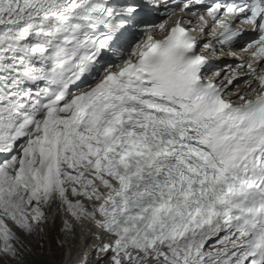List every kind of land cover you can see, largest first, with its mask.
I'll return each mask as SVG.
<instances>
[{
	"label": "snow or ice",
	"instance_id": "obj_1",
	"mask_svg": "<svg viewBox=\"0 0 264 264\" xmlns=\"http://www.w3.org/2000/svg\"><path fill=\"white\" fill-rule=\"evenodd\" d=\"M0 154V264L65 213L97 264H264V0H0Z\"/></svg>",
	"mask_w": 264,
	"mask_h": 264
},
{
	"label": "rangeland",
	"instance_id": "obj_2",
	"mask_svg": "<svg viewBox=\"0 0 264 264\" xmlns=\"http://www.w3.org/2000/svg\"><path fill=\"white\" fill-rule=\"evenodd\" d=\"M66 216V213L63 217L58 215L55 218L54 222H49L45 226L43 239L37 238L30 245L33 249L34 255L28 257L29 259H33L35 255H40L39 261L36 264H67V258H70V251H68V248L67 250H63V248H65L64 243H66V239L69 236L67 237L66 234H64V231H61V229L63 228V219L66 218ZM80 229V227H77L76 233H78L74 236L73 239L76 238L79 239V241L82 240L81 238H79ZM69 243L70 242H68L67 244ZM71 245L73 246V244ZM78 246H80V243ZM78 246L76 245L75 248L79 249ZM74 256L77 257L76 254ZM75 257H73L74 260L76 259Z\"/></svg>",
	"mask_w": 264,
	"mask_h": 264
},
{
	"label": "bare ground",
	"instance_id": "obj_3",
	"mask_svg": "<svg viewBox=\"0 0 264 264\" xmlns=\"http://www.w3.org/2000/svg\"><path fill=\"white\" fill-rule=\"evenodd\" d=\"M222 79H224V77H222ZM67 214V213H66ZM66 218H69L71 219L70 217L66 216ZM77 229V228H76ZM81 230V229H80ZM82 231V230H81ZM86 231V230H84ZM78 233V232H77ZM76 233V230H75V235H77ZM83 233V231H82ZM64 234H66L64 232ZM74 235V236H75ZM101 235H103V233H101ZM64 236V235H63ZM68 237V235H66ZM73 236H69L67 239H66V243H64L65 245V248H63V250H67L68 248V251H70V258H67V264H79V261H81L83 258H84V255H83V249L81 247L82 245V241H79V239H71ZM74 238V237H73ZM80 238V237H79ZM68 242H70L71 244H73V246L69 243L67 244ZM80 243V246H78ZM94 244H97V243H100L97 239H95V241H93ZM93 244V245H94ZM71 245V247H70ZM78 246L79 249H76L75 246ZM71 249V250H70ZM77 255V257H75L74 255ZM89 258H88V261H87V264H97V260H96V256H95V253H92L91 255H88ZM75 257L76 259L74 260Z\"/></svg>",
	"mask_w": 264,
	"mask_h": 264
},
{
	"label": "trees",
	"instance_id": "obj_4",
	"mask_svg": "<svg viewBox=\"0 0 264 264\" xmlns=\"http://www.w3.org/2000/svg\"><path fill=\"white\" fill-rule=\"evenodd\" d=\"M39 258H40V255H35V257L32 260H34L37 263L39 261Z\"/></svg>",
	"mask_w": 264,
	"mask_h": 264
}]
</instances>
